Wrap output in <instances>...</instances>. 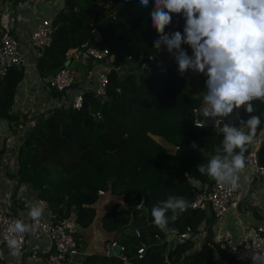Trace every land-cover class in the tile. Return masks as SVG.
<instances>
[{
	"label": "trees",
	"instance_id": "trees-1",
	"mask_svg": "<svg viewBox=\"0 0 264 264\" xmlns=\"http://www.w3.org/2000/svg\"><path fill=\"white\" fill-rule=\"evenodd\" d=\"M151 11L152 4L141 6L140 0H63L51 18V40L35 57L36 70L42 79L47 78L68 65L67 50L86 42L96 51L106 50L103 59L108 60L109 70L105 97L101 101L85 90L80 108L73 109L65 99L81 91L83 85L79 87L75 80L64 91L47 83L55 103L30 118L17 115L10 106L23 68H10L0 79V116L8 123L20 116L25 125L12 149V177L16 183L28 185L56 219L72 214L82 228L93 221L98 190L120 197L121 203H113L99 218V226L112 233L104 245L115 242L120 254L91 252L80 264H215L213 249L234 264L211 241L214 216L202 209L189 207L167 226L176 231L189 226L192 235L202 227L206 237L197 249L189 239L168 245L163 255L166 243L155 238L164 235L150 214L158 201L173 195L190 202L192 180L204 186L212 182L196 166L206 163L220 145L218 129L222 125L192 124V109L203 108L207 77L189 70L202 88L201 94L193 95L176 70V50L169 53L165 45L159 49L153 46L159 36L151 24ZM91 19L94 32L90 30ZM184 23L180 14H172L164 31L182 32ZM181 48L192 54L188 45ZM148 56L153 57L150 72L137 70V63ZM252 103L257 109L254 114L264 112V103ZM238 115L246 120L249 114L241 106ZM152 135L171 144L170 149ZM258 160L264 162V142ZM143 220L146 224L136 229L135 236L130 224ZM138 247L143 248L140 258L135 256Z\"/></svg>",
	"mask_w": 264,
	"mask_h": 264
},
{
	"label": "clouds",
	"instance_id": "clouds-1",
	"mask_svg": "<svg viewBox=\"0 0 264 264\" xmlns=\"http://www.w3.org/2000/svg\"><path fill=\"white\" fill-rule=\"evenodd\" d=\"M149 3L151 24L159 36L154 48L165 45L169 53L176 50L173 55L179 73L192 70L207 77L202 116L222 124L218 129L222 134L220 145L206 163L197 164V171L237 190L242 177L248 178L245 153L256 142L257 130L264 123V112L254 114L257 109L252 103H264V0H140L141 6ZM172 14L184 19L182 32L165 33ZM182 44L191 48V55L181 48ZM241 106L249 115L246 120L240 119L239 126L215 119L227 117ZM189 207L184 197L169 195L151 208L153 224L166 231L169 222ZM43 213L44 208L32 204L27 220L14 219L9 224L6 244L12 255H20L18 237L35 231ZM251 260L252 264H264V255L254 252Z\"/></svg>",
	"mask_w": 264,
	"mask_h": 264
},
{
	"label": "crops",
	"instance_id": "crops-1",
	"mask_svg": "<svg viewBox=\"0 0 264 264\" xmlns=\"http://www.w3.org/2000/svg\"><path fill=\"white\" fill-rule=\"evenodd\" d=\"M62 2L63 0H37L34 2L0 0V30H7L16 36L25 57V64L22 67L23 76L16 86L10 106V110L14 114H26V117L30 118L37 112L47 110L55 103L54 98L49 95L46 85L50 75H47L45 79L39 76L35 67V57L39 52H37V55L34 54L27 38L35 23L42 18H53ZM107 62L108 60L106 59L101 61L88 60L86 62L75 60L69 61L67 66L72 71L80 87L84 84H91L93 81L92 72L99 68L109 67L106 64ZM177 68L178 65L176 70ZM181 75L183 76V74ZM198 114H202V109L198 111ZM19 118L21 117L19 116L16 121L8 123L0 116V149L3 150L0 153V159L5 157L8 170H12L10 167L12 150H10V157L7 156L8 154H5L7 157L4 156V152H9V149L7 150L8 146H3L2 143L4 144L9 135L7 132L9 127L14 129L12 125L23 123ZM9 124L12 125L9 126ZM22 130L19 131L21 132ZM19 131L14 129L12 133L16 136ZM155 137L157 136L152 135L154 140H156ZM16 139L17 136L15 137V142ZM164 144L163 146H167L169 150L171 144L166 141ZM245 175L248 178L242 177L240 181L241 187L234 191L233 199L237 202L236 208L229 210L219 219L213 218L212 220L210 228L212 242L220 239H226V241L231 243L236 242L242 232H247L258 224L263 225L264 228V176H258L246 169ZM113 203H121L120 197L110 195L105 191L99 195L93 205L95 209L93 221L87 228L77 225L73 220L72 214H68L61 219L70 226L78 243L77 253L73 255L70 264H80L81 258L87 253H101L104 250V239L111 238L112 233L104 231L99 226V218ZM32 204H38L44 208V214L50 212L47 204L37 199L28 185L16 183L13 177L9 178L5 174L0 175V210L13 215L27 217L29 207ZM202 210L207 211L208 215H212L209 208ZM95 218H98L97 222ZM199 230H203L202 227ZM162 232L164 233L163 237L169 239L168 229ZM47 248L48 242L45 237H28L18 257L11 258L3 250L2 255L6 264H45L44 258ZM197 248L195 247V249Z\"/></svg>",
	"mask_w": 264,
	"mask_h": 264
},
{
	"label": "built area",
	"instance_id": "built-area-1",
	"mask_svg": "<svg viewBox=\"0 0 264 264\" xmlns=\"http://www.w3.org/2000/svg\"><path fill=\"white\" fill-rule=\"evenodd\" d=\"M16 1L34 2L37 0ZM107 3H110V1H107ZM89 24L91 32H94L95 27L92 19ZM52 30L53 26L51 23V18L49 17L42 18L35 23L27 38L28 44L34 54L37 55V52H39L44 46L49 44L51 40ZM105 55L106 50L96 51L92 46H88L86 42L80 44L76 48L67 50V52L65 53L66 59L68 61L77 60L81 62H86L88 60L101 61L104 60L103 58ZM129 59V57H126V60ZM152 59V56H148L146 60L139 61L137 63V70L150 72ZM24 64L25 57L22 53L16 36L7 30H0V79L10 68L23 67ZM108 70L109 67L94 70L92 72L93 81L91 82V84H84L81 91H76L68 99H65L66 105H69L73 109L80 108L82 103L81 94L85 90H89L92 93L93 97L98 98L102 101V99L105 97V88L107 86L106 73ZM74 81L75 77L72 71L67 66V63L64 67L60 68L48 77L49 85L57 90L67 91ZM192 115V124L200 126V122L196 119V116L199 115L196 108L192 109ZM96 117H99L98 113H96ZM11 125L12 124H9V126ZM12 126H14V129L19 131L23 129L25 125L23 123H18ZM14 129H11V127L8 128L7 132L9 135L7 139L4 137L6 141L4 142L3 146L7 144V142L9 144L13 143L12 137H14V139L16 137L15 134L12 133V130ZM21 132H18L19 137L21 136ZM263 141L264 123L261 124V127L256 134V142L253 145L249 146L247 152L245 153L246 170H250L258 176H264V162L259 163L258 160V151ZM15 145L16 143L14 144L13 148L15 147ZM4 154H6V152H4ZM191 182L193 186V195L189 202L190 208H209L215 219H219L229 210L236 208L237 202L233 199L235 190H232L230 186L219 185L213 180L208 186H204L194 180H192ZM103 192V190H98L97 194L101 195ZM14 219L27 220V217L13 215L4 210H0V264H6L4 262L2 250L11 258L18 257L12 255L11 250L8 249L6 244V239L10 235L7 229L9 224ZM134 234L135 236H138V231L136 229H134ZM168 236L169 239L164 237L160 239L157 235H155V238L159 243H166L163 255H166L168 245L181 243L185 240L190 239L193 240L194 243L192 248L195 249V247H199L203 238L206 237L203 230H199L197 234L192 235L189 226H185L182 231H176L174 228L169 229ZM28 237H45L47 239L48 248L45 251V264H70L73 255L77 253V239L75 236H73L70 226L61 219H56L54 217V214L51 212H48L47 214L43 213V216L35 231L25 233L22 236L18 237V239L21 241V250ZM196 238L200 239L198 240L200 243L194 241ZM210 239L212 241V237ZM198 243L199 245L196 246ZM214 243L217 244V248L225 251L230 256L234 264H252L251 255L254 252L264 255V228L263 225L258 224L247 232H242L236 242L231 243L226 241V239H220ZM113 244H115V242H108L105 244V254H107L108 250L111 249ZM213 250L214 261H225L224 257L220 256L216 249ZM142 253L143 248L138 247L136 249L135 256L137 258H140ZM241 255H245L247 258L241 260L239 259ZM165 259L166 256L164 257V260Z\"/></svg>",
	"mask_w": 264,
	"mask_h": 264
},
{
	"label": "rangeland",
	"instance_id": "rangeland-1",
	"mask_svg": "<svg viewBox=\"0 0 264 264\" xmlns=\"http://www.w3.org/2000/svg\"><path fill=\"white\" fill-rule=\"evenodd\" d=\"M177 69H178V68H177ZM183 77H184V79H185L186 84L189 85V86H191V91H192L193 95L197 96V95L201 94V92H202V88L200 87V85H199V83H198V80H197L196 76H195L193 73H191V72H189V71H185V72L183 73ZM12 136H13V134H12ZM16 136H17V139H18V138H19V134L17 133ZM155 139H156L158 142H160L161 145H165V144H164L165 141H164L163 139H161V138H159V137H155ZM12 140H13V143H12V144H9V143L5 144V146H8L6 149H7V150L9 149V152L6 153V154H8V155H7L8 157H10V150L13 149V146H14V144L16 143L14 137H12ZM2 145H3V143H2ZM10 146H12V147L9 148ZM4 156H6V155L4 154ZM7 156H6V157H7ZM4 174H5L6 176H8L9 178L12 177V172H11V170H8V167H7V160L5 159V157L0 159V175H4ZM95 220H96V222H97L98 218H95ZM94 222H95V221H94ZM104 231H105V230H104ZM200 231H202V230H200ZM106 232H107V231H106ZM198 240H200V239H197V238H196L194 241L199 242ZM195 243H196V242H195ZM199 243H200V242H199ZM199 243H198L196 246H198ZM224 260H225V261H221V262L215 261V264H229L228 261H227L225 258H224Z\"/></svg>",
	"mask_w": 264,
	"mask_h": 264
},
{
	"label": "water",
	"instance_id": "water-1",
	"mask_svg": "<svg viewBox=\"0 0 264 264\" xmlns=\"http://www.w3.org/2000/svg\"><path fill=\"white\" fill-rule=\"evenodd\" d=\"M100 5L101 4H99L98 7ZM196 119H197V121L200 122V124H202L204 126L216 125L214 119L203 117L202 114L201 115H197ZM215 119L222 120V122H224V123H232V124H234L236 126H239V121H240V118H239V115H238V109H234V112L232 114H230L229 116H227V117H223V118L217 117ZM145 224H146V222H145V220H143L141 222L131 223V226L136 229V228L141 227V226H143ZM107 254L108 255L118 256L120 254V246L118 244H116V243L113 244L111 249L108 250Z\"/></svg>",
	"mask_w": 264,
	"mask_h": 264
}]
</instances>
